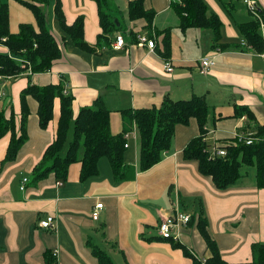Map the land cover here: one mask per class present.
Segmentation results:
<instances>
[{
  "label": "crops",
  "instance_id": "1",
  "mask_svg": "<svg viewBox=\"0 0 264 264\" xmlns=\"http://www.w3.org/2000/svg\"><path fill=\"white\" fill-rule=\"evenodd\" d=\"M5 1V0H0ZM146 8L156 10L152 32L171 29V49L162 53L161 36H155L154 48L136 45L130 31L151 38L143 20L129 21L128 0H108L111 13L121 27L112 39L122 34L124 50H115L112 43L100 52L91 53L76 47L67 37L62 57L51 70L32 74L35 85L63 81L72 97L75 114L82 106H93L101 97L110 110V130L116 134L126 126L122 109L159 106L164 97L187 99L205 95L209 105L206 131L208 148L235 137L244 118L232 116L234 105H247L256 120L264 125V48L261 53L247 46L236 24L247 20V13L227 12L220 1L205 0L209 10L223 22L222 42L234 43L226 48L212 46L211 31L188 28L182 32L171 9L172 0H143ZM9 30L18 31L19 24L35 25L32 12L15 0H7ZM264 10V0H257ZM67 23L84 16V39L96 42L101 31L97 5L93 0H61ZM51 31L65 35L47 8ZM130 34V35H129ZM239 44V46H237ZM243 44V45H242ZM0 44V53H7ZM213 56L214 65L201 71L199 60ZM166 62L173 69L166 70ZM27 84L25 74L0 76V109L9 118L13 112L15 133L19 134L21 90ZM26 122L28 138L13 162L2 165L11 133L0 138V264H44L46 250L57 251L58 264H97L88 241L104 249L116 264H192L173 242H181L196 258L206 256V245L192 225L175 227L172 238L159 233L162 217L175 211L190 215L203 207L208 231L215 240L222 258L229 263L252 260L251 244L264 242V188H257L254 178L246 175L225 190L214 187L210 177L198 172L195 160H186L182 150L198 134V125L191 119L187 125L175 127L169 150L146 171H138V135L131 126L128 147L123 160L134 168L132 178H114L105 157L98 160V172L79 179L81 165L73 163L64 182L58 185L53 174L32 186L30 173L52 141L58 119V103L53 118L45 129L38 126L37 102L28 97ZM26 177L24 189H20ZM102 203L97 219L91 217L96 203ZM53 217V226L43 228L41 219ZM176 237V238H174ZM171 239V240H170Z\"/></svg>",
  "mask_w": 264,
  "mask_h": 264
},
{
  "label": "trees",
  "instance_id": "2",
  "mask_svg": "<svg viewBox=\"0 0 264 264\" xmlns=\"http://www.w3.org/2000/svg\"><path fill=\"white\" fill-rule=\"evenodd\" d=\"M28 8L35 19L31 23L19 24L18 31L9 30L8 2L0 1V44L5 46L7 53H0V76L16 77L25 74L27 84L21 90L19 134L15 133L13 112L6 118L0 109V138L10 131L2 165L13 162L19 149L28 138L26 122L29 108L27 98L30 96L37 102L38 126L45 129L53 118L54 105L58 103V119L52 141L45 148L40 160L30 173L28 184L35 186L39 181L53 174L56 181L64 182L68 169L73 163H80L79 179L81 182L98 172V160L105 157L114 178L125 181L134 175V168L123 160L125 151L123 137L125 132L136 126L138 135V171H146L161 160L164 151L169 150L175 127L187 125L195 119L198 134L192 137L182 150L184 159L195 160L198 172L210 177L214 187L225 190L236 183L242 176V166L252 167L254 183L257 188H264V139L246 144L244 138L249 136H264V125L260 124L252 110L247 105H234L232 116L244 118L243 124L237 129L234 138L219 142L218 148L225 150V155L211 153L206 141L207 116L209 105L205 95H192L187 99L173 100L164 97L159 106L127 108L121 110L125 127L119 133L110 130V110L101 97H97L93 106H82L74 114L72 97L64 92L65 85L58 83L35 85L32 74L51 70L55 60L62 57L67 44V37L78 48L96 53L108 48L112 43V34L121 27L117 16L109 9L108 0H93L97 5L98 22L101 31L96 36V42L89 44L84 39V16L78 15L71 23H67L61 0H15ZM235 1H220L227 12L237 10ZM256 1V14L247 11L248 19L236 24L243 49L249 46L258 53L264 48V33L260 25H264V10ZM52 6V13L57 17L58 24L65 35H56L51 31L47 8ZM171 9L178 19V28L184 32L188 28L208 29L211 31L212 46L222 49L233 46L234 43L222 42L220 17L208 11L205 0H172ZM127 18L129 21L143 20L151 38L161 36L162 53L168 55L171 49V29L163 28L152 32L156 10L146 8L143 0H128ZM137 32L130 31L136 39ZM129 34V35H130ZM67 36V37H66ZM154 40V38H152ZM115 40V37H114ZM113 40V42H114ZM137 41V39H136ZM247 45V46H246ZM239 46V44H237ZM70 134V136H69ZM241 137V139L238 138ZM194 225L206 245V256L196 258L181 242H173L180 248L184 256L190 258L192 264H264V242H254L251 245L252 260L242 263L225 261L215 240L208 231V220L203 207L197 213L190 215L188 225ZM171 240V239H170ZM97 264H115L111 256L96 244L87 242ZM44 264H58L57 255L46 250L43 253Z\"/></svg>",
  "mask_w": 264,
  "mask_h": 264
},
{
  "label": "built area",
  "instance_id": "3",
  "mask_svg": "<svg viewBox=\"0 0 264 264\" xmlns=\"http://www.w3.org/2000/svg\"><path fill=\"white\" fill-rule=\"evenodd\" d=\"M243 3L246 6L247 11H249L252 14H256V10L255 8L256 6V1L255 0H243ZM261 31L262 33H264V25L263 23H261L260 25ZM264 36V35H263ZM136 45L138 46H146L148 49H153L155 42L152 38L148 37V35L141 33L138 34L136 36ZM243 44L244 41H243ZM125 41H124V37L122 34H118L115 36V40L112 44L113 49L115 50H124L125 49ZM214 58L213 56H204L199 60V64L201 66V71L202 72H206L208 71V69H210V66L214 65ZM173 69L172 65L170 62H166V70L167 71H171ZM64 92H67L66 86L64 88ZM4 93L0 92V97L3 96ZM134 131L132 132L134 135V132H136V126H134ZM131 132H125L123 137L125 139L124 142V147L127 148L129 143H128V137L130 136ZM237 134V133H236ZM235 134V136H236ZM239 139H241L240 136H238ZM261 139H264L263 137H259V136H249L246 135V137L244 138V142L246 144H252L255 141H259ZM211 153L215 154V155H225V150L218 148V144H216L214 147L210 148ZM27 181L26 177L22 178V184L20 185V189H24V183ZM58 185H60L61 183L58 181L56 182ZM102 207V203H96L95 207L92 209L91 213V217L93 219H97L98 215H99V209ZM162 221L159 224V233L163 238H172V230L175 227H181L182 226H186L188 225V221L190 220V214L186 213V212H182V211H175V213L172 216H168V217H162L161 219ZM38 225H40V227L42 226L43 228H51L53 226V217L52 216H47L45 219H41L38 222ZM176 238V237H174ZM57 251H53V253L56 255Z\"/></svg>",
  "mask_w": 264,
  "mask_h": 264
},
{
  "label": "rangeland",
  "instance_id": "4",
  "mask_svg": "<svg viewBox=\"0 0 264 264\" xmlns=\"http://www.w3.org/2000/svg\"><path fill=\"white\" fill-rule=\"evenodd\" d=\"M235 5H236V7H237V10H238V13L239 14H242V13H244V6H243V3L241 2V1H235ZM69 136H70V134H69ZM241 172H242V174H243V176L241 177V178H243V179H246V175L249 177V178H251V179H253V177H254V170H253V168L252 167H247V166H242V168H241ZM240 178V179H241ZM114 261L116 262L117 261V258L116 257H114ZM116 264V263H115Z\"/></svg>",
  "mask_w": 264,
  "mask_h": 264
}]
</instances>
